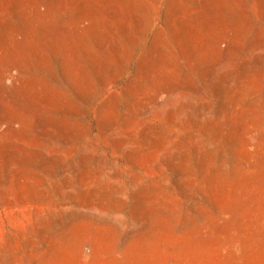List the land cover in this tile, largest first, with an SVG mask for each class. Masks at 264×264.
<instances>
[{
	"label": "rangeland",
	"instance_id": "obj_1",
	"mask_svg": "<svg viewBox=\"0 0 264 264\" xmlns=\"http://www.w3.org/2000/svg\"><path fill=\"white\" fill-rule=\"evenodd\" d=\"M0 264H264V0H0Z\"/></svg>",
	"mask_w": 264,
	"mask_h": 264
}]
</instances>
